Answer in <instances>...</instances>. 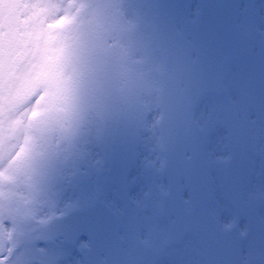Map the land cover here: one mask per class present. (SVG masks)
<instances>
[{"label":"snow or ice","instance_id":"1","mask_svg":"<svg viewBox=\"0 0 264 264\" xmlns=\"http://www.w3.org/2000/svg\"><path fill=\"white\" fill-rule=\"evenodd\" d=\"M165 261L264 264V0H0V264Z\"/></svg>","mask_w":264,"mask_h":264},{"label":"flooded vegetation","instance_id":"2","mask_svg":"<svg viewBox=\"0 0 264 264\" xmlns=\"http://www.w3.org/2000/svg\"><path fill=\"white\" fill-rule=\"evenodd\" d=\"M255 168H256L257 171L259 170V161H258V160L256 161ZM206 194H210V193H206ZM218 194H219V193H217V195H218Z\"/></svg>","mask_w":264,"mask_h":264},{"label":"rangeland","instance_id":"3","mask_svg":"<svg viewBox=\"0 0 264 264\" xmlns=\"http://www.w3.org/2000/svg\"><path fill=\"white\" fill-rule=\"evenodd\" d=\"M165 264H167V262L165 261Z\"/></svg>","mask_w":264,"mask_h":264}]
</instances>
